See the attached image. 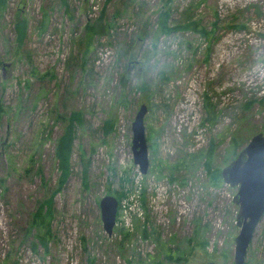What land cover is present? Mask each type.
<instances>
[{"label": "rangeland", "instance_id": "374dc122", "mask_svg": "<svg viewBox=\"0 0 264 264\" xmlns=\"http://www.w3.org/2000/svg\"><path fill=\"white\" fill-rule=\"evenodd\" d=\"M4 1L0 264H234L239 186L222 170L264 134V0ZM162 15L179 27L157 39ZM142 104L146 173L132 150ZM73 111L64 177L55 145ZM49 198L45 248L31 220ZM245 264H264V215Z\"/></svg>", "mask_w": 264, "mask_h": 264}, {"label": "water", "instance_id": "95a60500", "mask_svg": "<svg viewBox=\"0 0 264 264\" xmlns=\"http://www.w3.org/2000/svg\"><path fill=\"white\" fill-rule=\"evenodd\" d=\"M148 111L142 104L132 125V150L134 162L142 173L149 168L148 143L145 136L144 117ZM226 183L239 186L234 202L239 210L236 223L240 227L235 238L234 264H245V258L254 230L264 215V134H255L238 156L222 170ZM118 199L113 195H105L100 200L101 216L105 231L113 234L116 225ZM208 264H220L211 261Z\"/></svg>", "mask_w": 264, "mask_h": 264}, {"label": "trees", "instance_id": "16d2710c", "mask_svg": "<svg viewBox=\"0 0 264 264\" xmlns=\"http://www.w3.org/2000/svg\"><path fill=\"white\" fill-rule=\"evenodd\" d=\"M4 6H5V1L1 0L0 7L4 8ZM17 26H18L19 38L22 39L24 37L25 29H26L25 19L18 20ZM177 27L179 26H174L173 28L168 26L165 15H162V18H159V23L156 30L157 39L162 34H165L167 32H172ZM183 27L187 28L185 25L180 26V28ZM2 111H3V107L0 102V116ZM62 118L65 126L62 135L59 137L55 145V155L57 159L60 161V166L63 171L64 177H68L70 171V159L72 155L73 145L75 142V136L79 124L82 123L83 114L80 111H73L70 113L69 116H62ZM210 118L211 117H209V119ZM52 201H53L52 198H49V200L45 202L44 209L43 206H40V208L35 213H33L31 220V226L32 228H35L37 230V237L45 248L48 247L47 241L49 240V236L51 235L52 232L51 231V219L53 216ZM35 247L36 244H34V248ZM184 260L187 261L188 258L184 257ZM157 264H162V263L158 262Z\"/></svg>", "mask_w": 264, "mask_h": 264}]
</instances>
